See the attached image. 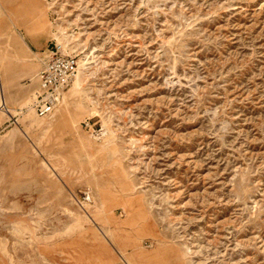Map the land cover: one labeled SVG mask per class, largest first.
I'll return each instance as SVG.
<instances>
[{
	"label": "rangeland",
	"instance_id": "1",
	"mask_svg": "<svg viewBox=\"0 0 264 264\" xmlns=\"http://www.w3.org/2000/svg\"><path fill=\"white\" fill-rule=\"evenodd\" d=\"M3 61L0 264H264V0H0Z\"/></svg>",
	"mask_w": 264,
	"mask_h": 264
},
{
	"label": "built area",
	"instance_id": "2",
	"mask_svg": "<svg viewBox=\"0 0 264 264\" xmlns=\"http://www.w3.org/2000/svg\"><path fill=\"white\" fill-rule=\"evenodd\" d=\"M78 68L77 55L63 54L58 43L51 47L50 55L42 61L37 75L38 88L33 106L39 116H48L54 111L61 95L71 86Z\"/></svg>",
	"mask_w": 264,
	"mask_h": 264
},
{
	"label": "bare ground",
	"instance_id": "3",
	"mask_svg": "<svg viewBox=\"0 0 264 264\" xmlns=\"http://www.w3.org/2000/svg\"><path fill=\"white\" fill-rule=\"evenodd\" d=\"M64 35H65V37L67 38L66 40L68 41V40H70V39H72V38H75V35L73 34V33H68V32H66V33H63ZM58 37V36H57ZM64 38V37H63ZM65 39V38H64ZM16 41H18L17 39H16ZM60 47H61V49L63 48L61 45H59ZM18 51V50H17ZM64 54V53H63ZM88 56L86 55L85 56V58H81L80 60H79V65H80V67L81 68H85L86 67V65H87V63H88ZM1 65V64H0ZM5 67V63H4V61H3V63H2V66H1V68H0V70L2 69V68H4ZM81 73V74H80ZM82 73H83V71H82V69L80 70V72H79V68H78V72H77V74H76V76H75V78L73 79V82L76 80V82H75V84L73 85V86H71V88L69 89V91H68V95L67 96H64V98H63V94L61 95V98H60V100H59V102H58V104L56 105V107H55V109L57 108V106L61 103V102H63V104H65V106H66V104H67V100L68 99H70V101H71V103L73 104V103H75L76 102V97H77V92H79V90L81 89V85H82V83H83V81H84V78H83V76H82ZM79 75V76H78ZM84 75V74H83ZM2 79V78H1ZM72 82V83H73ZM4 84L6 85V87L7 86H9V82H8V80H6L5 82H4ZM2 83H0V89H1V87H2ZM72 85V84H71ZM4 92V96H5V91H3ZM35 92H36V90L33 92V94H32V101L30 102V99H29V101H28V104L25 106V108H24V110H23V108L21 109V111H19V112H24V111H28V110H30L29 111V113L27 114V118H30V121H29V123H30V125H34V124H36V123H38V125H41V121L39 122V119H41V118H44V117H47V116H44V117H41V116H39L38 114H37V112H36V110H35V107L33 106V101H34V99H35V97H36V94H35ZM62 99H63V101H62ZM6 100V99H5ZM74 100V101H73ZM4 103V102H3ZM1 103H0V111H3L6 115H8V117H10L12 114H11V111H10V109H6V105L4 104V105H2V107H1ZM55 109H54V111H55ZM31 110H34V111H31ZM58 111H60L59 113H63V111H65V110H63V109H61V110H58ZM53 113V112H52ZM51 113V114H52ZM49 116V115H48Z\"/></svg>",
	"mask_w": 264,
	"mask_h": 264
},
{
	"label": "crops",
	"instance_id": "4",
	"mask_svg": "<svg viewBox=\"0 0 264 264\" xmlns=\"http://www.w3.org/2000/svg\"><path fill=\"white\" fill-rule=\"evenodd\" d=\"M48 57V55L47 56H45V57H39L38 58V63H39V68L37 69V72H36V74L32 77V78H29V79H27V82L29 83V84H35V87H37L38 88V80H37V75H38V73H39V71H40V69H41V66H42V61L43 60H45L46 58ZM28 63V62H27ZM24 64L23 66H24V68H25V71H27V70H29L30 69V67H31V69H33V68H35L36 66H33V64H31V63H29V64ZM36 88V89H37ZM6 90V85L3 83V85H2V87H1V104L2 105H7L8 103H10L11 102V100L9 99V101H8V103L6 102V100H5V96H4V92L3 91H5ZM35 91V90H34ZM33 91V92H34ZM14 93L15 92H13L12 94L14 95ZM33 94V93H32ZM4 102V103H3ZM2 105H1V107H2ZM7 107V106H6ZM22 109V108H21ZM12 110V108L10 109V111ZM13 116H15V115H12L11 117H13Z\"/></svg>",
	"mask_w": 264,
	"mask_h": 264
}]
</instances>
